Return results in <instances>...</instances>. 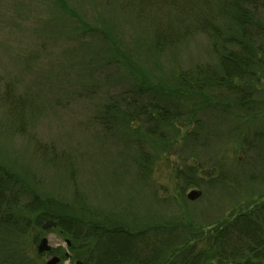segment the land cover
<instances>
[{
  "label": "rangeland",
  "instance_id": "374dc122",
  "mask_svg": "<svg viewBox=\"0 0 264 264\" xmlns=\"http://www.w3.org/2000/svg\"><path fill=\"white\" fill-rule=\"evenodd\" d=\"M66 1L72 16L51 0H0V168L16 174L29 192L18 206L36 195L50 210L63 203L136 231L171 223L208 228L263 199V33L255 79L181 97L168 106L182 115L162 126L164 140L158 134L140 140L146 125L137 133L105 131L97 115L137 86L135 79L168 89L198 65L218 68L220 52L237 48L221 38L241 36L240 26L221 12L222 0H211L220 38L198 32L175 47L155 49L152 25L132 5ZM257 9L264 24V1ZM13 94L22 103L19 115L10 109ZM190 178L196 185L186 186ZM193 190L200 194L190 199ZM32 212L22 208L25 221L2 233L0 264L37 255L40 264L54 255L59 264L80 260L57 221L37 225ZM47 220L56 225L43 228ZM44 237L51 252L38 251Z\"/></svg>",
  "mask_w": 264,
  "mask_h": 264
},
{
  "label": "trees",
  "instance_id": "16d2710c",
  "mask_svg": "<svg viewBox=\"0 0 264 264\" xmlns=\"http://www.w3.org/2000/svg\"><path fill=\"white\" fill-rule=\"evenodd\" d=\"M51 1L63 13L72 16L66 0ZM262 1L264 0L219 2L221 12L224 10L242 30L241 36L224 34L221 39L235 43L237 48L222 50L219 54V67L216 69L198 65L186 74H178L175 77L176 86L172 88L164 89L159 85L149 84L144 77L135 79L137 86L120 93L118 99L107 103L97 115L96 119L104 130L114 132L122 128L124 131L127 129L128 132L129 129L130 133H137L146 125L147 130L140 134V140L147 139L148 135L152 139L154 134H158V141H163L162 126H172V123L181 119V111L168 108L176 100L185 96L196 97V94L202 93L205 88L211 89L213 85L231 86L233 80L255 79L258 76L256 67L262 60L257 50V39L262 33L264 35V24L257 12L258 2ZM100 2L109 6L119 2L122 6L132 5L136 8L138 16L152 25L151 46L155 49L175 47L186 37L198 32L221 37V28L213 14L211 0ZM250 27L255 30L251 31ZM149 92L154 95L145 100L144 97H148ZM4 97L8 98L9 103V91ZM12 97L10 109L16 115L22 108V103L17 102L20 99L15 94ZM120 102L122 106H119ZM141 152L144 159L145 151L142 149ZM22 184L16 174L0 168V237L10 227H16L22 220L25 221L23 208L31 213L32 210L37 211V225L47 218L56 220L60 233L70 241L69 249L84 264H264V193L259 202L244 204L227 219L208 228L203 225L193 227L185 223H171L131 231L119 225L108 226L105 222L92 218L91 213L63 203L58 210H50L36 195H32L28 204L18 206L19 200L29 193ZM189 185L196 183L190 178L186 183V186ZM38 257L39 255L22 261V264H40Z\"/></svg>",
  "mask_w": 264,
  "mask_h": 264
},
{
  "label": "water",
  "instance_id": "95a60500",
  "mask_svg": "<svg viewBox=\"0 0 264 264\" xmlns=\"http://www.w3.org/2000/svg\"><path fill=\"white\" fill-rule=\"evenodd\" d=\"M199 194H200L199 191L193 190V191L188 193V197L190 199H195ZM55 225H56V222H54L53 220H47L43 224V228H48L50 226H55ZM50 249H51V246L48 245L47 238L46 237L42 238L38 244V251L43 252V251H48ZM59 260H60V258L58 256H53L46 262V264H56ZM77 264H82V263L80 261H77Z\"/></svg>",
  "mask_w": 264,
  "mask_h": 264
}]
</instances>
